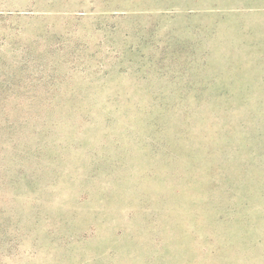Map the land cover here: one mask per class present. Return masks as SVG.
Wrapping results in <instances>:
<instances>
[{
    "label": "rangeland",
    "instance_id": "obj_1",
    "mask_svg": "<svg viewBox=\"0 0 264 264\" xmlns=\"http://www.w3.org/2000/svg\"><path fill=\"white\" fill-rule=\"evenodd\" d=\"M0 264H264V0H0Z\"/></svg>",
    "mask_w": 264,
    "mask_h": 264
}]
</instances>
